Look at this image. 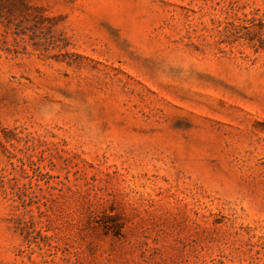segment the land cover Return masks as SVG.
Listing matches in <instances>:
<instances>
[{"label":"rangeland","instance_id":"obj_1","mask_svg":"<svg viewBox=\"0 0 264 264\" xmlns=\"http://www.w3.org/2000/svg\"><path fill=\"white\" fill-rule=\"evenodd\" d=\"M0 264H264V0H0Z\"/></svg>","mask_w":264,"mask_h":264}]
</instances>
